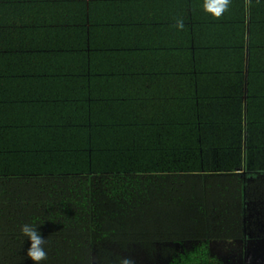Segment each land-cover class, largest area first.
I'll return each instance as SVG.
<instances>
[{
  "label": "crops",
  "instance_id": "obj_1",
  "mask_svg": "<svg viewBox=\"0 0 264 264\" xmlns=\"http://www.w3.org/2000/svg\"><path fill=\"white\" fill-rule=\"evenodd\" d=\"M203 4L0 0V169L33 175L51 146L99 171L230 172L264 234V0Z\"/></svg>",
  "mask_w": 264,
  "mask_h": 264
},
{
  "label": "trees",
  "instance_id": "obj_2",
  "mask_svg": "<svg viewBox=\"0 0 264 264\" xmlns=\"http://www.w3.org/2000/svg\"><path fill=\"white\" fill-rule=\"evenodd\" d=\"M58 153L44 149L46 160L29 166L33 175L0 169V264H34L20 230L25 223L47 239L41 264H118L122 256L135 264L264 259L261 228L244 220L240 175L186 173L171 162L99 171L85 156L65 161Z\"/></svg>",
  "mask_w": 264,
  "mask_h": 264
},
{
  "label": "clouds",
  "instance_id": "obj_3",
  "mask_svg": "<svg viewBox=\"0 0 264 264\" xmlns=\"http://www.w3.org/2000/svg\"><path fill=\"white\" fill-rule=\"evenodd\" d=\"M231 3L232 0H204L203 9L219 20L229 11ZM175 27L183 29L182 18L177 20ZM20 230L31 241V246L27 252L28 257L34 261V264H41L47 259V251L45 250L47 239L42 236L34 224L25 223L21 225ZM118 264H135V261L131 256H122L119 258Z\"/></svg>",
  "mask_w": 264,
  "mask_h": 264
},
{
  "label": "rangeland",
  "instance_id": "obj_4",
  "mask_svg": "<svg viewBox=\"0 0 264 264\" xmlns=\"http://www.w3.org/2000/svg\"><path fill=\"white\" fill-rule=\"evenodd\" d=\"M261 229H262V228H261ZM262 235H263V234H262ZM263 236H264V235H263ZM246 254H249V253L246 251ZM247 259H248V260H247V261H248V264H252V260H250L249 257H248ZM257 263H258V264H264V259H262L261 262H257V261H256V264H257Z\"/></svg>",
  "mask_w": 264,
  "mask_h": 264
}]
</instances>
